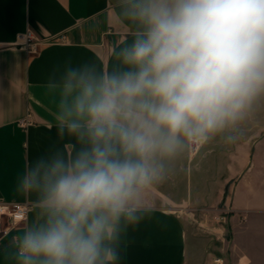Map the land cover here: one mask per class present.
<instances>
[{
  "label": "clouds",
  "instance_id": "9594fccd",
  "mask_svg": "<svg viewBox=\"0 0 264 264\" xmlns=\"http://www.w3.org/2000/svg\"><path fill=\"white\" fill-rule=\"evenodd\" d=\"M116 7L133 30L112 66L68 60L49 77L58 137L79 148L53 146L25 166L18 189L35 216L8 264H120L129 231L156 218L147 194L188 155L235 142L264 102V0Z\"/></svg>",
  "mask_w": 264,
  "mask_h": 264
},
{
  "label": "crops",
  "instance_id": "0c3cea01",
  "mask_svg": "<svg viewBox=\"0 0 264 264\" xmlns=\"http://www.w3.org/2000/svg\"><path fill=\"white\" fill-rule=\"evenodd\" d=\"M117 13L116 0H0V199L33 203L18 189L25 166L53 146L75 155L79 145L58 137L49 77L68 60L110 68L112 50L133 30L118 22ZM28 29L67 40L50 39L30 53L17 45ZM263 132L264 102L242 126V150L235 142L225 150L210 144L181 160L147 194L146 202L159 209L156 218L129 231L120 264H209L218 250L228 251L225 264H264V150H250ZM220 211L228 212L226 224L213 219ZM34 216L33 207L25 221L0 234V264H8L5 250ZM207 233L221 245L208 248Z\"/></svg>",
  "mask_w": 264,
  "mask_h": 264
},
{
  "label": "built area",
  "instance_id": "2783aa9c",
  "mask_svg": "<svg viewBox=\"0 0 264 264\" xmlns=\"http://www.w3.org/2000/svg\"><path fill=\"white\" fill-rule=\"evenodd\" d=\"M60 40L66 41L67 37L64 34H59L51 38H43L34 34V32L28 29L21 35V40L17 44L20 48L30 53L38 51L41 44L48 40ZM22 124H27V120H22ZM33 208V203L30 201H6L0 199V234L7 233L11 226L25 221L28 218L30 211ZM217 264L223 262L222 258L216 259Z\"/></svg>",
  "mask_w": 264,
  "mask_h": 264
},
{
  "label": "rangeland",
  "instance_id": "374dc122",
  "mask_svg": "<svg viewBox=\"0 0 264 264\" xmlns=\"http://www.w3.org/2000/svg\"><path fill=\"white\" fill-rule=\"evenodd\" d=\"M262 137L259 138V139H252L251 140V145H250V150H264V132L261 134ZM243 141H246V140H243V139H236L235 140V145L239 147L240 150L241 147L240 145H242ZM213 147H214V150H225L226 149V144H223V143H220V142H213L212 143ZM223 204L220 203L218 205L219 208H222ZM193 211H195L196 208H191ZM198 211V210H197ZM221 214H219L218 216H213V219L218 222L220 225L221 224H226V219L225 217H227V214L228 212H221ZM195 222V220H192ZM196 223V222H195ZM199 225V224H198ZM216 235V234H215ZM213 236V235H210L209 233H207V236H210L211 238L209 240H207V247L208 248H211V245H221V240L218 239L216 236ZM223 252V253H222ZM220 252L218 250V253H217V256H213V259L210 260V263L209 264H217L216 262V259L217 258H222L223 262L221 264H225L226 263V258L228 257V251L227 250H224ZM224 255L226 258H224Z\"/></svg>",
  "mask_w": 264,
  "mask_h": 264
}]
</instances>
